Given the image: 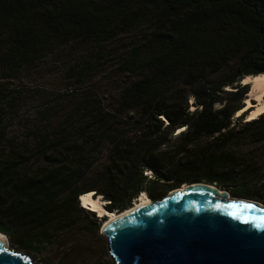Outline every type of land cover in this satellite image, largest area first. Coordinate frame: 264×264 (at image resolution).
Listing matches in <instances>:
<instances>
[{
  "label": "trees",
  "instance_id": "obj_1",
  "mask_svg": "<svg viewBox=\"0 0 264 264\" xmlns=\"http://www.w3.org/2000/svg\"><path fill=\"white\" fill-rule=\"evenodd\" d=\"M262 74L264 0H0V233L41 251L86 214L95 235L93 192L110 212L188 183L254 196L264 113L235 116Z\"/></svg>",
  "mask_w": 264,
  "mask_h": 264
},
{
  "label": "water",
  "instance_id": "obj_2",
  "mask_svg": "<svg viewBox=\"0 0 264 264\" xmlns=\"http://www.w3.org/2000/svg\"><path fill=\"white\" fill-rule=\"evenodd\" d=\"M186 185L104 222L112 264H264V227L251 222L264 219V207L216 185ZM8 243L0 238V264H33Z\"/></svg>",
  "mask_w": 264,
  "mask_h": 264
},
{
  "label": "rangeland",
  "instance_id": "obj_3",
  "mask_svg": "<svg viewBox=\"0 0 264 264\" xmlns=\"http://www.w3.org/2000/svg\"><path fill=\"white\" fill-rule=\"evenodd\" d=\"M64 61H67V59H64ZM64 67H65L64 63H60L54 66V68L50 69L52 71L51 76L54 78H45L43 80L41 79L38 85H42L44 83L46 84L53 83V80L55 78L58 77L60 78V76L63 74ZM111 70L113 69H108L106 70V72H103L102 74L94 75L96 79L95 81L96 82L100 81L101 83H99V85L101 86L103 85V83L105 84L106 81L110 80L109 76L111 75V72L109 71ZM56 86H58V84H56ZM111 88L114 89L115 85L112 84ZM252 103L254 105L256 104L254 101H252ZM251 108L252 111L256 110L255 107H251ZM252 111H247L245 113H242V114H246L244 116L245 119L247 120L250 119L249 115ZM239 116L236 115L235 118ZM10 129H14V127L12 126ZM243 153L244 154L242 155L243 157L242 161H245L249 165L251 171L255 175L250 189L251 192L254 194V196L233 197L231 193H229L230 194L229 198L232 200L234 199V200L245 201L247 203L258 204L264 207V145L258 148L250 147L246 149ZM146 174H148L149 177H151L150 172ZM183 187L184 185L179 189H182ZM93 194L95 195L94 192ZM169 196H170V192L162 199L167 198ZM95 197L96 198L99 197L103 200L104 202L103 207H105L104 209L107 210L106 205L109 202L105 201V199L102 196L95 195ZM141 197L149 198L152 202L156 201L151 199L146 193H144L141 194L134 201L133 206L137 202H139ZM79 203H80V207H82L83 209L92 211L88 208L83 207L80 198H79ZM95 212L97 218L104 217L107 220V216H100V213H98L97 211ZM112 213H120V212L116 211ZM92 222H93L92 216L82 214L80 218L79 227H77L73 231H68L66 233L61 234V237L60 239L57 240V242H55L53 245L46 246L41 251L34 249H29V250L18 249L11 245L9 239H8L9 241L8 245L10 249L18 251L21 254L27 255L31 259L33 264H112L113 259L109 254L108 240L103 235L102 232V227L104 223L99 227L97 234L93 235L90 234L85 229V227L90 225Z\"/></svg>",
  "mask_w": 264,
  "mask_h": 264
},
{
  "label": "bare ground",
  "instance_id": "obj_4",
  "mask_svg": "<svg viewBox=\"0 0 264 264\" xmlns=\"http://www.w3.org/2000/svg\"><path fill=\"white\" fill-rule=\"evenodd\" d=\"M243 83L250 85V91L245 101L246 103L245 108L239 111L237 115L238 116L241 115L245 110L252 111L251 107H255L256 110L252 111L249 115L250 118L249 120H253L264 113V74L258 76L246 77L243 80ZM252 101H254L256 104L254 105ZM187 187L188 185H184V187L180 189V191H184ZM80 201L83 207L88 208L92 211H97L98 213H100V216H107L106 222L113 221L118 217H120L121 215H123L124 213H126V212H121V213L108 212L107 210L104 209L105 207H103L104 204L103 200L99 197L96 198L93 193L83 194L80 197ZM151 203L152 201L149 198L141 197L139 202H137L134 206H132L131 209L135 210L144 207L146 205H149ZM132 210H126V211L128 212ZM0 238L5 240V236L2 234H0Z\"/></svg>",
  "mask_w": 264,
  "mask_h": 264
},
{
  "label": "snow or ice",
  "instance_id": "obj_5",
  "mask_svg": "<svg viewBox=\"0 0 264 264\" xmlns=\"http://www.w3.org/2000/svg\"><path fill=\"white\" fill-rule=\"evenodd\" d=\"M246 207L251 208L252 205H247ZM243 222H245V223H249L250 221L245 220V221H243ZM251 222H252V223H257L259 227H264V219H261V220H259L258 222L255 221V220H254V221H251Z\"/></svg>",
  "mask_w": 264,
  "mask_h": 264
},
{
  "label": "clouds",
  "instance_id": "obj_6",
  "mask_svg": "<svg viewBox=\"0 0 264 264\" xmlns=\"http://www.w3.org/2000/svg\"><path fill=\"white\" fill-rule=\"evenodd\" d=\"M95 212V211H94ZM96 213V212H95Z\"/></svg>",
  "mask_w": 264,
  "mask_h": 264
}]
</instances>
